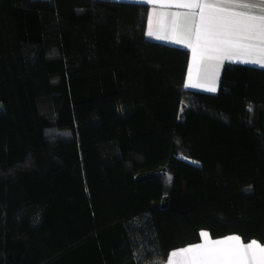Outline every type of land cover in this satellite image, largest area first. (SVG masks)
Here are the masks:
<instances>
[{"label":"trees","instance_id":"1","mask_svg":"<svg viewBox=\"0 0 264 264\" xmlns=\"http://www.w3.org/2000/svg\"><path fill=\"white\" fill-rule=\"evenodd\" d=\"M147 5L0 0V264H164L264 244V68L184 85Z\"/></svg>","mask_w":264,"mask_h":264},{"label":"snow or ice","instance_id":"2","mask_svg":"<svg viewBox=\"0 0 264 264\" xmlns=\"http://www.w3.org/2000/svg\"><path fill=\"white\" fill-rule=\"evenodd\" d=\"M153 5L148 35L191 49L192 67L187 86H207L215 91V79L223 61H239L264 67V0H145ZM160 8L185 12H159L170 16V34L153 29L152 19ZM196 72L194 82L193 71ZM201 244L170 253L168 264H264V246L244 244L239 236L211 240L207 232ZM177 257L179 259H177Z\"/></svg>","mask_w":264,"mask_h":264},{"label":"crops","instance_id":"3","mask_svg":"<svg viewBox=\"0 0 264 264\" xmlns=\"http://www.w3.org/2000/svg\"><path fill=\"white\" fill-rule=\"evenodd\" d=\"M117 1H125V2H132V3H138V4H145L147 5V8H148V11H147V20H146V36L153 40V41H157V42H160V43H165V44H169V45H174V46H177V47H181V48H184L186 50H188L189 52V60H188V66H187V70H186V75H185V81H184V85L186 87V83H187V80H188V73H189V70L191 69L192 67V53H191V49L187 48L186 46L184 45H178L174 42H169L167 40H160V39H157L155 37V35L153 36H149L147 33H148V30H149V16L150 14L152 13L153 11V5L149 4V3H145V0H117ZM161 11H164V12H168L169 14L172 13V12H185L187 11V9H181V8H176V7H170V8H160L159 6H157V15L156 16H153V19H152V27L153 29H161L165 34H170V16L169 17H166V18H163V20L159 17V12ZM225 62H233V63H240V64H245V65H251V66H256V67H260V68H264V67H261L260 65H256V64H250V63H242V62H239V61H236V60H233V61H229V60H225L223 61L222 65L219 67L218 69V76L216 77L215 79V88L216 90L215 91H209L207 86H203V87H192V86H187L186 88L187 89H191V90H196V91H203V92H210V93H214L217 91V88H218V82H219V77H220V71H221V68L223 66V64ZM193 71V78H194V82L196 81V72L194 69H192ZM202 232H207L206 230H203ZM201 232V233H202ZM208 233V232H207ZM209 234V233H208ZM230 236H233V235H226L224 237H221V238H212L209 234V238L211 240H217V239H222V238H226V237H230ZM237 236V235H236ZM205 238L202 237L200 235V241L197 242V243H194V244H190L188 246H195V245H198V244H201L203 242ZM242 241V240H241ZM251 241H256V240H250V241H247V242H244L242 241L244 244H248L249 242ZM258 242V241H256ZM260 245L264 246V244L258 242ZM186 246V247H188ZM177 250H181L180 249H177ZM176 251V250H175ZM173 252V251H172ZM171 252V253H172ZM170 256V254H169ZM169 256L167 257V259L163 262L164 264H168L169 262Z\"/></svg>","mask_w":264,"mask_h":264},{"label":"rangeland","instance_id":"4","mask_svg":"<svg viewBox=\"0 0 264 264\" xmlns=\"http://www.w3.org/2000/svg\"><path fill=\"white\" fill-rule=\"evenodd\" d=\"M184 248H186V247H183V248H181V249H184ZM177 259H179V258L177 257Z\"/></svg>","mask_w":264,"mask_h":264}]
</instances>
